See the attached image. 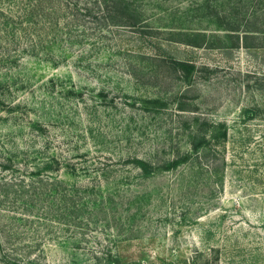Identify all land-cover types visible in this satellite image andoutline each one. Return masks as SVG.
I'll return each mask as SVG.
<instances>
[{
    "label": "rangeland",
    "instance_id": "1",
    "mask_svg": "<svg viewBox=\"0 0 264 264\" xmlns=\"http://www.w3.org/2000/svg\"><path fill=\"white\" fill-rule=\"evenodd\" d=\"M127 2L0 0V264H264V1Z\"/></svg>",
    "mask_w": 264,
    "mask_h": 264
},
{
    "label": "trees",
    "instance_id": "2",
    "mask_svg": "<svg viewBox=\"0 0 264 264\" xmlns=\"http://www.w3.org/2000/svg\"><path fill=\"white\" fill-rule=\"evenodd\" d=\"M264 1V0H262ZM93 2L96 5L97 11L99 12L100 15H102L103 20L105 21V24L109 27H115V26H126V27H130L133 29H138L140 27H148V26H144L145 24H147L145 21H143L144 19L142 18L143 14L141 12L135 11L133 9H131L130 4L127 2V0H93ZM96 12V10H95ZM127 18V19H126ZM145 23V24H144ZM225 31H228L232 34H236V33H240V30L237 29V27H234L231 23L227 24V27L225 29ZM245 36L249 37L252 36V34L254 33H258L261 35H264V31H244ZM194 36L198 37V38H206V34L207 32L201 29H196L194 31ZM264 37V36H263ZM195 47H198L199 45H194ZM173 65L176 66L178 65V67L185 72L188 75H192L197 67L195 64H191V63H186V62H179V61H172ZM193 154H195V156L200 155V151L198 147H193ZM2 154V153H1ZM192 154V155H193ZM0 158L3 161H6V163L12 164L14 161L13 159H11L12 157L10 156V158L6 159V158H2V156H0ZM189 158V156H186L185 158H178V159H173L170 162L169 168L171 170H175L176 168H178L179 166H181V164H184L185 162H187V159ZM138 167H140V169L143 171L146 170V167L148 166V164L141 159H137L136 160ZM3 169L4 173H6L9 169L8 165H3L0 162V170ZM44 176H41V178H43ZM4 185L9 186L10 182L9 180L5 179V181H1ZM44 184L47 185L48 180L45 179L42 181ZM45 195V194H43ZM41 195V196H43ZM45 197V196H44ZM43 198V197H41ZM41 200V199H40ZM34 202L33 205H35L36 200H32ZM110 263L109 264H123L122 261L118 258H115V256L113 255L112 252L108 253V259H107Z\"/></svg>",
    "mask_w": 264,
    "mask_h": 264
}]
</instances>
